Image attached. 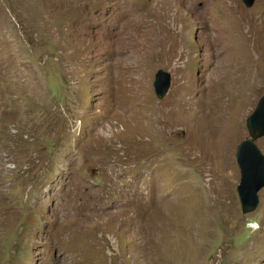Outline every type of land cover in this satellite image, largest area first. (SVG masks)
Wrapping results in <instances>:
<instances>
[{"label": "rangeland", "instance_id": "1", "mask_svg": "<svg viewBox=\"0 0 264 264\" xmlns=\"http://www.w3.org/2000/svg\"><path fill=\"white\" fill-rule=\"evenodd\" d=\"M263 91L264 0H0V264H264Z\"/></svg>", "mask_w": 264, "mask_h": 264}, {"label": "water", "instance_id": "2", "mask_svg": "<svg viewBox=\"0 0 264 264\" xmlns=\"http://www.w3.org/2000/svg\"><path fill=\"white\" fill-rule=\"evenodd\" d=\"M246 8L253 6L255 0H241ZM171 74L159 68L152 82L153 92L162 99L171 87ZM247 137L241 140L235 150V162L239 170V180L235 187L241 212L253 211L259 203L258 192L264 187V154L256 144L264 136V91L255 107L245 118Z\"/></svg>", "mask_w": 264, "mask_h": 264}, {"label": "bare ground", "instance_id": "3", "mask_svg": "<svg viewBox=\"0 0 264 264\" xmlns=\"http://www.w3.org/2000/svg\"><path fill=\"white\" fill-rule=\"evenodd\" d=\"M4 61H5V60H4ZM2 62H3V59H2ZM1 65H2V64H1ZM16 74H17V73H16ZM16 74H14V75H16ZM19 75H20V74H19ZM21 75H22V74H21ZM15 77H16V76H15ZM13 78H14V77H13ZM171 78H172V77H171ZM30 79H31V78H30ZM22 82H23V81H22ZM16 83H17V82H16ZM24 83H26V82H24ZM24 83H23V84H24ZM30 83H32V82H30ZM25 85H27V84H25ZM22 86H23V85H22ZM30 86H31V85H30ZM28 87H29V86H28ZM27 93H28V92H27ZM30 94H31V93H30ZM30 94H29V95H30ZM27 96H28V95H27ZM1 162H2V161H1ZM0 212H1V211H0ZM0 216H1V215H0Z\"/></svg>", "mask_w": 264, "mask_h": 264}]
</instances>
